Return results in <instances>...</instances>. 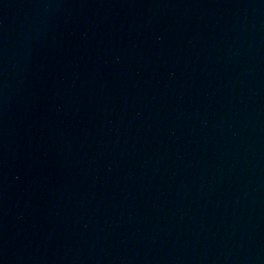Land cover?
Segmentation results:
<instances>
[{"label": "water", "instance_id": "95a60500", "mask_svg": "<svg viewBox=\"0 0 264 264\" xmlns=\"http://www.w3.org/2000/svg\"><path fill=\"white\" fill-rule=\"evenodd\" d=\"M0 264H264V0H0Z\"/></svg>", "mask_w": 264, "mask_h": 264}]
</instances>
